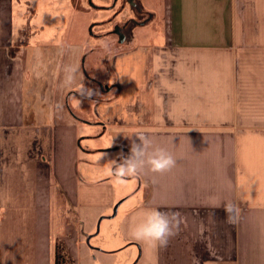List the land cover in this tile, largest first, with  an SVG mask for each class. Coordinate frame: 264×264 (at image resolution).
I'll use <instances>...</instances> for the list:
<instances>
[{"label": "crops", "instance_id": "obj_1", "mask_svg": "<svg viewBox=\"0 0 264 264\" xmlns=\"http://www.w3.org/2000/svg\"><path fill=\"white\" fill-rule=\"evenodd\" d=\"M141 2L152 25L156 1ZM165 8L161 41L134 33L110 68L96 47L63 41L62 17L26 19L20 0H0V264H56L58 251L71 264L95 254L117 264L120 252L121 264H264V0ZM66 65L79 69L71 87ZM82 84L95 103L70 106ZM139 134L176 164L114 185L105 165ZM119 203L120 241L108 228L100 242L111 247L94 244ZM148 208L179 214L166 247L128 234Z\"/></svg>", "mask_w": 264, "mask_h": 264}, {"label": "clouds", "instance_id": "obj_2", "mask_svg": "<svg viewBox=\"0 0 264 264\" xmlns=\"http://www.w3.org/2000/svg\"><path fill=\"white\" fill-rule=\"evenodd\" d=\"M100 48L109 57L114 49L107 38H102ZM63 84L71 87L74 84L79 69L73 65H66L62 68ZM74 93L68 97V104L71 106L81 105L84 99L94 104L92 99L98 96V90L86 88L84 84L77 87ZM138 139L132 140L130 152L128 155L120 154L119 159L110 160L106 165L108 174L113 178L112 183L120 186L128 183L130 178L137 177L145 169L153 173H164L171 170L176 161L172 154L165 148L154 146V142L146 135L139 134L135 136ZM225 211L228 213L229 222H234V217L238 215L239 210L235 205L227 203ZM178 213L163 212L156 208L145 209L140 219L133 218L129 225L128 234L130 238L148 244L153 248L166 247L169 239L176 234L175 230L179 228Z\"/></svg>", "mask_w": 264, "mask_h": 264}, {"label": "rangeland", "instance_id": "obj_3", "mask_svg": "<svg viewBox=\"0 0 264 264\" xmlns=\"http://www.w3.org/2000/svg\"><path fill=\"white\" fill-rule=\"evenodd\" d=\"M156 1V9L159 13V18L155 23L150 25L149 27H142L137 29L136 35L138 36L140 40V44L144 43V37L146 34L150 33V41L157 40V42H160L165 30H166V8H165V0H155ZM110 2V0H94V4L99 7H105ZM20 8H21V14L24 13L26 16V19L29 18H35L34 20H38L42 18V20L47 16L53 17L57 16L58 19L63 18V27L62 31L63 35V41L70 40V41H82L86 48V53H90L92 51L91 48L96 47L97 48V54L95 56H98L99 61L101 63L106 62L109 64V67L113 68L114 66V55H111L110 57L106 55L102 49L100 48V41L101 39H92L89 33V29L91 24L104 22V27H96L95 32L98 34L106 33L112 26V23L110 20L115 17L113 10H106V9H100V10H91V8L87 4V0H20ZM154 8V7H153ZM119 9V8H118ZM62 17V18H61ZM122 18V17H120ZM118 18V19H120ZM41 27V26H40ZM39 25L35 26V29H40ZM155 36H152L154 35ZM94 38V37H93ZM147 39V38H146ZM108 43H110L112 46H114L111 41L108 40ZM141 46V45H140ZM120 48H115L114 51H119ZM91 54V53H90ZM105 65V64H104ZM108 69V68H107ZM108 71V70H107ZM106 74V73H105ZM106 78V79H105ZM104 80L109 81L113 79L112 71L107 73V77L105 75ZM97 83L102 88V83L97 81ZM105 142L109 143V141H113L117 146H120L119 144H122L124 139L123 138H116L114 139V136L111 134H108L105 137ZM111 143V144H114ZM117 149V147H116ZM116 151V150H115ZM118 150L116 151V153ZM119 153V152H118ZM104 155V154H103ZM99 160H104L102 155L98 156ZM114 212V211H113ZM122 227H123V215L118 216L116 219H109L104 221V226L102 225V231L101 234L96 237L93 241L94 244L103 243L100 242L104 238V236L107 233V229L115 230V240L109 243H103L105 247L110 248L111 243L113 245H116V242L120 241V237L122 234ZM119 240V241H116ZM92 243V245H94ZM65 255V254H64ZM104 257V258H102ZM109 256L101 255L96 256L92 255L90 257V261L85 262L80 259L79 264H112V260L110 262V259H108ZM122 258H124V254L120 252L117 254L116 259H118L117 264H121ZM67 263L71 264L69 261V258L67 257ZM114 259V258H112ZM123 264V263H122Z\"/></svg>", "mask_w": 264, "mask_h": 264}, {"label": "flooded vegetation", "instance_id": "obj_4", "mask_svg": "<svg viewBox=\"0 0 264 264\" xmlns=\"http://www.w3.org/2000/svg\"><path fill=\"white\" fill-rule=\"evenodd\" d=\"M129 1L130 0H110L107 6L99 7L94 4V8L92 7L90 0H87V4L91 8V10L106 9L108 11H115V17L110 20V22L112 23L110 29L106 31V33L98 34L95 32L96 27H104V22L95 23V27L93 28V35L91 36L100 39L107 38L109 41H111V43L114 44V46H112L114 50L116 47H128L130 41L134 37V33L136 34L137 29L149 26L154 20L153 12L148 10L143 11L142 9H140L141 7L138 4H133V6H131ZM131 27H135L134 30H131Z\"/></svg>", "mask_w": 264, "mask_h": 264}, {"label": "water", "instance_id": "obj_5", "mask_svg": "<svg viewBox=\"0 0 264 264\" xmlns=\"http://www.w3.org/2000/svg\"><path fill=\"white\" fill-rule=\"evenodd\" d=\"M90 3H91V5H92V7L95 8V5H94V3H93V0H90ZM129 3L131 4V6H133V4H134V5H137V4H138V5L141 7L140 9H142L143 11H145V7L143 6L141 0H130ZM94 27H95V24H94V25H91V27H90V33H91V35H93V28H94ZM134 28H135V27H131V30H134ZM133 32H134V31H133ZM83 62H84V61H83ZM103 88H104V87H103ZM120 204H121V203H119V204L115 207V209H114V213H113L112 216H110V217H103L101 220H103L104 218H109V219L114 218V217L117 215L118 208H119ZM97 232L99 233V227H98V231H97Z\"/></svg>", "mask_w": 264, "mask_h": 264}, {"label": "trees", "instance_id": "obj_6", "mask_svg": "<svg viewBox=\"0 0 264 264\" xmlns=\"http://www.w3.org/2000/svg\"><path fill=\"white\" fill-rule=\"evenodd\" d=\"M66 263H67L66 255L62 254L61 251H58L56 256V264H66Z\"/></svg>", "mask_w": 264, "mask_h": 264}]
</instances>
